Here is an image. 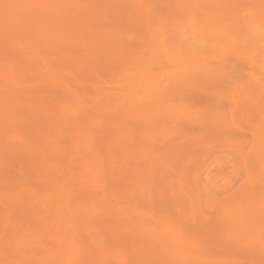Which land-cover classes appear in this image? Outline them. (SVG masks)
<instances>
[{"label":"rangeland","instance_id":"obj_1","mask_svg":"<svg viewBox=\"0 0 264 264\" xmlns=\"http://www.w3.org/2000/svg\"><path fill=\"white\" fill-rule=\"evenodd\" d=\"M15 1L21 6L11 1L5 4H16L22 11L26 4L31 8L32 4L39 2ZM41 1L39 3L43 5L46 0ZM45 4L50 10L47 7L43 8V12L40 8H37L39 11L34 7L32 11L26 8L29 15L25 13L26 9L23 10L22 14L27 15L22 19L21 14V21L18 17L20 26L16 17L13 26L7 20L4 22L7 21L8 26L7 23L0 25V75L3 77L0 76V82L8 84L9 80L19 75V71L25 70L26 73L23 75L20 72L22 76L14 78L16 84H13L14 80L12 83V80L9 81L13 88L6 86L20 95L18 106H13L9 112L12 118H16L14 123L15 120L22 121L12 127L3 118L0 125L6 126V131L11 128L19 130L24 126V130L20 129L23 138L15 139H26L28 143L25 146L11 138L13 141H7L9 144L4 142L8 145L0 149V264H264V248L261 247L258 229L250 233L242 229H219L209 224L210 220L215 222L219 219L222 210H227L230 216H240L253 210L257 220L259 218L261 195L264 193V140L261 136L264 125V0H50ZM96 4H103L105 11L100 12L104 20L100 18L102 21L98 19V22L93 14L99 8L102 11V7ZM4 5L3 15L6 18H13L16 12H20H14V7L7 9L14 12L11 15L12 12L7 11ZM94 5L98 9L95 10ZM89 6L94 8L89 9ZM91 9L94 12L92 15L87 13ZM43 13L48 14L46 20ZM39 16L44 18H39L42 21L40 25L43 20L45 22L42 29L37 24ZM2 17L1 20L6 19ZM77 17L81 19L79 22ZM28 21L33 26L35 24V28ZM90 21H93L92 24ZM66 26L68 37L63 32ZM5 28L7 31L4 34ZM162 32L166 37L161 39L165 40L171 54L177 58L184 57L186 64L193 62V66L198 68L189 67L192 72L189 78L186 75L183 80L175 79L178 71L174 67H177L167 62L169 59L162 53V48L154 52L155 46L152 48L145 44L148 40L150 44L153 42L151 36L152 39L157 36L159 39ZM7 34L10 35L8 41ZM114 34L120 38L116 39ZM58 36L63 37V42ZM103 36L106 39H102ZM111 37L115 38L112 42ZM94 40L97 46H93ZM104 40L110 45L106 46ZM39 41L47 50H41L40 46L43 55L37 49ZM16 42L22 46H17ZM131 42L136 43L135 47ZM35 43L38 47L33 49ZM104 43L106 47L102 45ZM18 47L22 50L26 47L24 51L28 50V55L20 52ZM135 48L139 49L138 53H135ZM33 50H39L40 54ZM217 51L221 52L219 57H216ZM44 53L51 57L47 58ZM142 53L146 54L143 56ZM150 53L154 55L150 57ZM32 54L33 59L30 57ZM39 55L46 57L39 59ZM136 55L140 56L141 62L144 58V62H140L142 67L137 64L140 60L137 61L139 58ZM154 56L158 57L155 59ZM147 57H150L149 61L152 59V63L147 61ZM201 67L202 71L199 70ZM213 67L218 71L215 70L216 75L212 74L217 91L220 93L223 90L228 97L230 95L228 101L221 102L225 105L218 114H214L217 110H213L215 106L211 100L214 92L206 87L208 91H205L202 87L205 78H210L207 74ZM142 68L147 70H138ZM50 75L63 83V88L58 86L59 90L55 86L54 95L52 82L51 89L49 85L48 88L43 85L46 82L50 84ZM201 76L206 77L202 80ZM28 85L25 89L24 86ZM66 86L69 88L66 89ZM3 93L6 94V89ZM62 93L68 97H63ZM218 96L221 99L225 94ZM35 97L44 101L45 105L30 103ZM104 97L107 100L102 101ZM146 100L151 101L148 103ZM180 101L186 104L181 107ZM158 103L162 107L175 104L171 107L178 106L175 108L181 112L175 114L177 117L174 119L173 115L163 114H172L173 111H166L167 106L163 110L160 105L158 108L154 106ZM63 105L72 107L76 112ZM147 105L149 108L145 107ZM152 105L155 110L146 112ZM133 109H136L135 113ZM224 111L227 114L230 111L232 116V126L228 130L222 127L226 115ZM60 112L66 113L64 117ZM39 116L44 120L49 118L47 121L51 122L45 135L32 129ZM112 118L118 120L116 125ZM131 118L135 122L132 123ZM75 122L80 126L77 132L72 126H76ZM126 122L128 124L124 125ZM2 126L0 139L12 135L4 134ZM158 129L159 132H156ZM73 136L77 138L73 140ZM11 141L13 145H10ZM69 144L72 148H67ZM2 154L5 156L2 157ZM46 158L52 166L50 162V166H46L43 162L47 161ZM97 175L100 178L95 182L93 178ZM136 180L141 187L135 186L139 185ZM132 186L134 190L130 189ZM175 228L181 229L182 241L188 240L197 247L191 250L179 247L178 241L171 240L175 236Z\"/></svg>","mask_w":264,"mask_h":264},{"label":"bare ground","instance_id":"obj_2","mask_svg":"<svg viewBox=\"0 0 264 264\" xmlns=\"http://www.w3.org/2000/svg\"><path fill=\"white\" fill-rule=\"evenodd\" d=\"M6 1H8V2L11 1V3H12V2H13V3H16V2H17V1H15V0H10V1H9V0H0V18H1L2 15H3V5L5 4ZM40 1H41V0H39V2H40ZM42 1H44V0H42ZM42 1H41V2H42ZM47 1H50V0H46V1H44V2H43V3H44L43 5H47V4H45V2L47 3ZM32 2H35V1H32ZM36 2H37V0H36ZM39 2H37V4H40ZM17 3H18V2H17ZM26 3H27V2H25V4H26ZM222 3H223V2H222ZM19 4H20V3H18V6H21V5H19ZM23 4H24V3H23ZM25 4H24V5H25ZM37 4H32V5H37ZM104 4H105V2H104ZM5 5H6V4H5ZM11 5H12V4H11ZM13 5H14V4H13ZM15 5H16V4H15ZM24 5H22V6H24ZM27 5H29V4H26V6H27ZM40 5H41V4H40ZM96 5H97V4H96ZM100 5H101V4H100ZM109 5H111V4H109ZM109 5H107V6H109ZM218 5H219V4H218ZM26 6H25V9H26V8L28 9L30 5H29L28 7H26ZM90 6H93V4L90 5ZM90 6H89V9H90V8L93 9L94 7H95V10L98 9V8H96L95 5H94V7H90ZM97 6H99V5H97ZM104 6H106V4H105ZM80 7H81V6H80ZM99 7H102V11L99 10V9H100V8H99V9L96 11V14H93L94 17L97 18V22H98V19H100V18L103 16V14H100V12L105 13V11H103V10H104V8H103V4H102V6H99ZM16 8H17V7H14L12 10H13L14 12H15L16 10H17V11L20 10V12H19V13L16 12V14H15V16H14V15H13L14 12H13L12 10H11L12 13H11L9 10H7V11H9V12L11 13V15H13V18H12V17H9L10 14L8 15L9 18H6L7 16L5 17V16L3 15L2 19H3V18H6V19H4V20H1V19H0V22H2V23H0V25H2L3 23L5 24V23H7V21H8V22H11V23H12L10 26H13V25H14L13 23L15 22V24H16V21H18V17H20L19 20L21 21V14H22V12L25 11V9H24V7H22V11H21V7H20V9H18L19 7H18L17 9H16ZM31 8L33 9V7H31ZM31 8H29L28 10H29V11H30V10L32 11ZM34 8H35V10L37 9V7H34ZM43 8H46V7H42V9L40 8L39 10H41V12H43V10H45V9H43ZM47 8L50 10V8L48 7V5H47ZM14 9H15V10H14ZM27 9H26L25 13L27 12L28 15H29V12L27 11ZM55 9H57V8H55ZM83 9H84V8H83ZM83 9H80V11L82 10V13H83ZM85 9H88V8H85ZM89 9H88V10H89ZM92 9H91V10H92ZM4 10H5V9H4ZM23 10H24V11H23ZM35 10H33V12H34ZM37 10H38V9H37ZM39 10H38V11H39ZM49 10H48V11H49ZM57 10H58V11H61L59 8H58ZM88 10H85V11H88ZM91 10H90V11H91ZM109 10H111V8H110ZM112 10H113V9H112ZM5 11H6V10H5ZM48 11H47V13H49ZM41 12H40V13H41ZM50 12H51V11H50ZM52 12H54V11H52ZM56 12H57V11L55 10V13H56ZM92 12H93V10H92L91 12L88 11L87 13H91V15H92ZM1 13H2V14H1ZM25 13H24V14H25ZM30 13H32V12H30ZM35 13H38V12L35 11ZM55 13H54V16H55ZM79 13H80V12H79ZM82 13H81V14H82ZM93 13H94V12H93ZM4 14H5V13H4ZM43 14H44V15H43ZM43 14H42V16H45V15H46L45 13H43ZM50 14H51V13H50ZM6 15H7V14H6ZM18 15H20V16H18ZM26 15H27V14H25V15L22 14V19H25L24 17H25ZM35 15H36V14H35ZM84 15H85V13H84ZM86 15H87V14H86ZM86 15H85V16H86ZM91 15H90V16H91ZM96 15H97V16H96ZM101 15H102V16H101ZM116 15H117V14H116ZM36 16H37V15H36ZM49 16H50V15H49ZM80 16H82V15H80ZM15 17H16L17 19H16ZM29 17H30V16H29ZM32 17H33V13H32ZM47 17H48V14L44 17L45 19L42 18V17H40V16L38 17V19H39V18H42V19L46 20ZM50 17H51V16H50ZM50 17H49V18H50ZM52 17H53V16H52ZM68 17L70 18L69 15H68ZM78 17H79V16H78ZM78 17H77V18H78ZM91 17H92V16H91ZM94 17H93V20H94ZM104 17H105V16H104ZM14 18L16 19V21H15V20L13 21ZM26 18H28V16H27ZM35 18H37V17H35ZM49 18H48V20H47V23L49 22ZM80 18H81V17H80ZM83 18H84V17H82V19H83ZM9 19H10V21H9ZM50 19H51V18H50ZM84 19H85V18H84ZM89 19H91V18L89 17ZM101 19H103V18H101ZM101 19H100V20H101ZM5 20H7V21L4 22ZM28 20H30V19H28ZM33 20H34V18H33ZM39 20H40V21H39ZM39 20H38V21H37V19L35 20V21H37V24H38V25H40V22H42L41 19H39ZM44 20H43V23H45ZM78 20H81V19L78 18V19H77V22H79ZM95 20H96V19H95ZM95 20H94V22H95ZM103 20H104V19H103ZM12 21H13V22H12ZM20 21H18L19 26L21 25V24H20ZM26 21H27V19H26ZM35 21H34V22H35ZM74 21H75V20H74ZM101 21H102V20H101ZM28 22H29V21H28ZM38 22H39V23H38ZM90 22H91V24H92L93 21H90ZM30 23H31V21L29 22V24H30ZM43 23H41V25H40L41 28H40V29H42V24H43ZM99 23H100V22H99ZM99 23H98V25H99ZM73 24H74V23H73ZM75 24H77V23H75ZM96 24H97V23H96ZM8 25H9V24L7 23V26H8ZM30 25L33 26V23H31ZM30 25H29V26H30ZM67 25H68V24H67ZM79 25H80V24H78V26H79ZM89 25H90V23H89ZM103 25H104V24H103ZM29 26H26V28L29 27ZM34 26H36V25L34 24ZM34 26H33V28H35ZM44 26H45V24H44ZM48 26H49V23H48ZM70 26H73V25H70ZM75 26H76V25H75ZM75 26H73V27H75ZM78 26H77V27H78ZM104 26H106V25H104ZM15 27H17V26L15 25ZM21 27H22V26H21ZM45 27H47V25H46ZM49 27H50V26H49ZM51 27H52V25H51ZM51 27H50V28H51ZM77 27H76V28H77ZM84 27H85V26H84ZM88 27H89V26H88ZM94 27H95V25H93V28H94ZM102 27H103V26H101V28H102ZM10 28H12V27H10ZM31 28H32V27H30L29 30H31ZM50 28H49V30H50ZM69 28H70V27H69ZM71 28H72V27H71ZM71 28H70V29H71ZM86 28H87V27H86ZM93 28H92V29H93ZM99 28H100V27H99ZM103 28H104V27H103ZM6 29H7V28H5V29L3 30V33H4V31H5ZM13 29H14V28H12L11 30H13ZM15 29H16V28H15ZM38 29H39V28H38ZM78 29H79V27H78ZM84 29H85V28H84ZM90 29H91V28H90ZM119 29H120V28H119ZM32 30H34V29H32ZM43 30H44V28H43ZM46 30H47V28H46ZM88 30H89V29H88ZM98 30H99V29H98ZM98 30H97V32L99 33ZM6 31H7V30H6ZM6 31H5V32H6ZM16 31H17V30H16ZM47 31H48V30H47ZM75 31H76V30H75ZM89 31H90V30H89ZM94 31H95V30H94ZM100 31L102 32V30H100ZM9 32H10V31H8V33H9ZM30 32H31V31H30ZM63 32H64L65 34H67V26L65 27V30H63ZM68 32H69V31H68ZM73 32H74V29H73ZM84 32H85V30H84ZM92 32H93V30H92ZM44 33H45V32H44ZM69 33H70V32H69ZM74 33H75V32H74ZM86 33H87V32H86ZM103 33H105V32H102V34H103ZM163 33H164V32L160 33L161 37H160L159 39H158V36H157V37L153 36V37H155V39H154V38L152 39V36L150 37L151 40H153V42L151 41L152 46H151L149 40L146 41V42L144 41L145 44H148V45H149L150 47H152V48H154V46H155L156 49L153 50L154 52H155L158 48H162V51H163L162 53H165V57H167V59H169L168 61H167V60H166V61L172 63L173 65H175V66L177 67V68L174 67V69H176V70L178 71V72H176V70H175V72H176V77H178V78L175 77V79H180V78H181V79L183 80L184 77H185L186 75H187L186 78H189L188 75H191V73H192L189 67L192 66L191 68L194 67V69H195L196 67L193 66L194 63H193V62H189L188 64H186L187 62H185V61L183 60L184 57H182V58H177L176 55H172V54H171L172 52H170V49H167L168 46H166V42H165V40H164V39H161V38L166 37V36H164L165 34L163 35ZM4 34H5V33H4ZM37 34H38V33H37ZM41 34H42V32H41ZM62 34H63V33L61 32V35H60V34H59V35L62 36ZM65 34H64V37H65ZM75 34H76V33H75ZM83 34H84V33H83ZM96 34H97V33H96ZM96 34H95V35H96ZM102 34H101V35H102ZM13 35H15V33H14ZM46 35H48V34L46 33ZM68 35H69V34H67V37H68ZM71 35H72V34H71ZM71 35H70V37H71ZM95 35H93V36H95ZM117 35H118V32H117ZM117 35L114 34L115 38H116ZM120 35H121V34H119V36H120ZM160 35H159V36H160ZM0 36H1V35H0ZM6 36H7L8 38L10 37L9 34H7ZM6 36L4 35V37H3L4 40L7 39ZM15 36H16V35H15ZM35 36H36V35H35ZM35 36H34V37H35ZM42 36H43V35H42ZM60 36H58L57 38H59L60 41L63 42V40H61V38H63V37L60 38ZM73 36H74V35H73ZM75 36H76V35H75ZM93 36H92V37H93ZM96 36H97V35H96ZM108 36H109V35H108ZM108 36H107V37H108ZM121 36H122V35H121ZM162 36H163V37H162ZM5 37H6V38H5ZM12 37H13V36H11V40L14 41V39H12ZM46 37H47V36H46ZM48 37H49V36H48ZM48 37H47V38H48ZM52 37H53V36H52ZM67 37H66V38H67ZM99 37H100V36H99ZM112 37H113V36H112ZM112 37H111V42L115 39V38L112 39ZM3 38H2V39H3ZM16 38H17V37H16ZM41 38H42V37H41ZM55 38H56V37H55ZM55 38H53V39H55ZM73 38H74V37H73ZM73 38H72V39H73ZM75 38H76V37H75ZM94 38H95V37H94ZM94 38H93V39H94ZM101 38L103 39V38H105V37L103 36V37H101ZM101 38H100V39H101ZM108 38H109V37H108ZM117 38H120V37H117ZM117 38H116V39H117ZM150 38H149V39H150ZM23 39H24V38H23ZM51 39H52V38H51ZM87 39H88V38H87ZM105 39H106V38H105ZM156 39H157V40H156ZM165 39H166V38H165ZM8 40H10V38L7 39L6 41H8ZM15 40H16V39H15ZM36 40H37V39H36ZM36 40H35V42L37 43L38 41H36ZM42 40H43V39H42ZM47 40H48V39H47ZM47 40H46V41H47ZM49 40H50V39H49ZM67 40H69V39H67ZM96 40L99 41L97 38H96ZM154 40H155V41H154ZM161 40H162L164 43H163ZM26 41H27V40H26ZM50 41H51V40H50ZM58 41H59V40H58ZM60 41H59V42H60ZM64 41H66V40H64ZM69 41H70V40H69ZM69 41H68V43H69ZM104 41H105V43L107 44V43L110 41V39H109L108 42H106V40H104ZM115 41H116V40H115ZM115 41H114V42H115ZM1 42H2V40H1ZM14 42H15V41H14ZM40 42H41V41H39L38 44H40ZM53 42H54V41L52 40V43H53ZM82 42H83V41H82ZM101 42H102V41H101ZM114 42H113V43H114ZM120 42H124V40H122V41L120 40ZM144 42H143V43H144ZM147 42H148V43H147ZM4 43H5V41H4ZM16 43H17V42H16ZM18 43H19V42H18ZM18 43H17V46L19 45ZM28 43H29V42H28ZM36 43H35V44H36ZM90 43H91V42H90ZM90 43H89V44H90ZM92 43H93V41H92ZM92 43H91V46H92ZM98 43H100V41H99ZM98 43H97V44H98ZM102 43H103V42H102ZM105 43L102 44V45H104V47L110 45V44H107V45L105 46ZM109 43H110V42H109ZM131 43H133V42H131ZM131 43H130V45H131ZM7 44H9V43H7ZM14 44H15V43H14ZM33 44H34V43H33ZM38 44H36V47H34L33 49L37 48V47H38V46H37ZM45 44H46V43H45ZM45 44H44V45H45ZM47 44H48V42H47ZM47 44H46V45H47ZM77 44H78V43H77ZM83 44H84V42H83ZM94 44H95V40H94L93 46H97V45H94ZM119 44H120V43H119ZM133 44H134L133 46L135 47L136 43L134 42ZM145 44H144V46L146 47ZM159 44H160V45H159ZM163 44H164V45H163ZM181 44H182V43H181ZM10 45H11V44H10ZM24 45H26V44H24ZM28 45H29V44H28ZM28 45H27V46H28ZM51 45H52V44H51ZM56 45H57V44H56ZM86 45H87V44H86ZM111 45H112V44H111ZM148 45H147V46H148ZM158 45H159V47H158ZM19 46H22V45H19ZM40 46H41V50H42V48H44V46L42 47L41 44L39 45V48H37V49L40 50ZM48 46L51 47L50 45H48ZM48 46H47V47H48ZM75 46H76V45H75ZM87 46H88V45H87ZM89 46H90V45H89ZM112 46H113V45H112ZM131 46H132V45H131ZM137 46H138V45H137ZM140 46H141V45H140ZM102 47H103V46H102ZM9 48H10V47H9ZM18 48L21 49L20 47H18ZM24 48H26V47H23V50L21 49L20 52L24 51V50H25ZM85 48H86V47H85ZM88 48H89V47H88ZM107 48H108V47H107ZM138 48L141 50L142 46H141V48H140V47H138ZM214 48L216 49V47H214ZM223 48H224V47H223ZM12 49H16V48H12ZM37 49H36V50H37ZM45 49H46V47L44 48L43 51H47V50H45ZM68 49H69V48H68ZM79 49H80V48H79ZM97 49H98V48H97ZM135 49H136V48H135ZM139 49H136V52H135V53H138V52H139V51H138ZM149 49H150V48H149ZM29 50H30V49H29ZM39 50H38V51H39ZM41 50H40L39 52H41ZM48 50H49V49H48ZM89 50H90V49H89ZM160 50H161V49H158V51H160ZM168 50H169V51H168ZM218 50H220V48H219ZM14 51H16V50H14ZM18 51H19V50H18ZM34 51H35V50H33V52H34ZM38 51H37V52H38ZM43 51L41 52L42 55H43ZM71 51H72V50H71ZM103 51H105V50H103ZM137 51H138V52H137ZM142 51H143V48H142ZM153 51H152V53H153ZM220 51H221V50H220ZM223 51H224V50H222L221 52H223ZM16 52H17V51H16ZM24 52H26V54H27V52L29 53L28 50H27V51H24ZM31 52H32V51H31ZM33 52H32V53H33ZM35 52H36V51H35ZM37 52H36V53H37ZM39 52H38V54H40ZM49 52H51V51H49ZM89 52H90V51H89ZM132 52H133V51H132ZM217 52H218V51H217ZM217 52H216V54H217L218 56H217L216 54H215V55H216V57H219V54H220L221 52H218V53H217ZM17 53H18V52H17ZM68 53H69V52H68ZM105 53H106V52H105ZM105 53H104V54H105ZM152 53H150V55H151ZM174 53H177V54H178V52H174ZM20 54H21V53H20ZM97 54H98V53H97ZM126 54H127V52H126ZM132 54H133V53H132ZM132 54H131V56H132ZM145 54H146V53H144V55H145ZM15 55H16V54H15ZM15 55H14V56H15ZM27 55H28V54H27ZM32 55H33V54H32ZM44 55H46V54L44 53ZM48 55H49V54H47L46 56H48ZM55 55H56V54H55ZM84 55H85V54H84ZM87 55H88V53H87ZM108 55H109V54H108ZM120 55H121V54H120ZM127 55H128V54H127ZM142 55H143V53H142ZM144 55H143V56H144ZM153 55H154V54H153ZM153 55H151L150 57H152ZM155 55H156V54H155ZM163 55H164V54H163ZM21 56H22V54H21ZM21 56H20V58H21ZM37 56H38V55H37ZM46 56H42V57H46ZM70 56H71V55H70ZM93 56H95V55L93 54ZM101 56H102V55H101ZM104 56H105V55H104ZM136 56L138 57V55H136ZM212 56H213V55H212ZM16 57H18V56H16ZM16 57H15V58H16ZM30 57L32 58V57H34V55H33V56H30ZM30 57H29V58H30ZM39 57H40V58H39ZM39 57H38L39 59L42 58L40 55H39ZM49 57H51V56H48L47 58H49ZM56 57H57V56H56ZM82 57H83V56H82ZM106 57H108V56H106ZM139 57H140V56H139ZM139 57H138V58H139ZM150 57H147V59H148L147 61H148L149 63H152V59L149 61V58H150ZM156 57H158V56H154L153 58L156 59ZM175 57H176L177 59H176ZM193 57H194V56H193ZM213 57H214V56H213ZM216 57H215V58H216ZM15 58H14V59H15ZM31 58H30V59H31ZM36 58H37V57H36ZM57 58H58V57H57ZM72 58H73V57H72ZM133 58H134V57H133ZM133 58H132V59H133ZM9 59H10V58H9ZM18 59H19V58H18ZM32 59H33V58H32ZM84 59H85V58H84ZM128 59H129V58H128ZM136 59H137V58H136ZM16 60H17V59H16ZM21 60H22V59H21ZM34 60H35V59H34ZM43 60H45V59L43 58ZM53 60H54V59H53ZM79 60H80V58H79ZM115 60H116V59H115ZM130 60H131V59H130ZM134 60H135V59H134ZM138 60H140V61H139L137 64H140V65H141L140 67H142V64H141V63L144 62V58H143L142 62H141V59H140V58L137 59V61H138ZM182 60H183L184 62H181ZM11 61L13 62V60H11ZM41 61H42V60H41ZM55 61H56V60H55ZM95 61H96V60H95ZM111 61H112V60H111ZM128 61H129V60H128ZM145 61H146V60H145ZM25 62H26V60H25ZM35 62H36V60H35ZM38 62H39V60H38ZM38 62H37V64H38ZM68 62H69V61H68ZM74 62H75V61H74ZM116 62H117V61H116ZM120 62H121V61H120ZM140 62H141V63H140ZM31 63H32V62H31ZM40 63H41V62H40ZM40 63H39V64H40ZM77 63H78V62H77ZM79 63L81 64V62H79ZM87 63H88V62H87ZM92 63H93V61H92ZM125 63H126V61H125ZM34 64H36V63H34ZM52 64H53V63H52ZM67 64H68V63H67ZM74 64H75V63H74ZM118 64H119V63H118ZM120 64H121V63H120ZM127 64H128V63H127ZM172 64H171V65H172ZM190 64H191V65H190ZM24 65H25V64H24ZM48 65H49V64H48ZM48 65H47V67H49ZM54 65H55V64H53V66H54ZM84 65H85V64H84ZM90 65H91V64H90ZM108 65H109V64H108ZM124 65H125V64H124ZM5 66H6V65H5ZM21 66H22V65H21ZM21 66H20V68H21ZM25 66H26V65H25ZM28 66H29V65H28ZM71 66H72V65H71ZM75 66H76V65H75ZM86 66H87V65H86ZM130 66L132 67V65H130ZM136 66H137V65H136ZM138 66H139V65H138ZM143 66H144V65H143ZM2 67H3V66H2ZM10 67H11V66H10ZM14 67H15V66H14ZM18 67H19V65H18ZM18 67L16 66V68H18ZM39 67H42V66H39ZM60 67H61V66H60ZM123 67H124V66H123ZM123 67H122V68H123ZM125 67H126V66H125ZM133 67H134V66H133ZM140 67H139V68H140ZM145 67H146V66H145ZM16 68H15V69H16ZM50 68L52 69V67H49V69H50ZM55 68H56V67H55ZM87 68H88V67H87ZM99 68H100V67H99ZM126 68H127V67H126ZM146 68H147V67H146ZM146 68H145V69L142 68V69H138V70H147ZM213 68H214V69H213ZM213 68H212V69L210 68V69H209V70H210V74H209V75L207 74V76H210V78H209L208 80H207L208 77L205 78V81H204V82H205V85H204V86L201 85V86L204 87V89H205V87H206L207 89H209V90L211 91V93H212V91L214 92V93H212V94H213V98H212L211 100H212V104L215 106V109H213V110H217V111H214V114H218V113H220V111L222 112V109L224 108L223 106L225 105V104L223 105V103H221V102H224V100H227V101H228V98H230V95H229V97H228V95H227L226 93H224L223 90H221L220 93L225 94V96H224L225 98H224V97H221V96H220L221 99L219 98L218 95H220V93L217 91V88H216L217 86L215 85V82H216V81L214 80L215 78H213V76H212V74H213V75H216L215 73H216V72L218 73V71L216 70L215 67H213ZM224 68H225V67H224ZM4 69H5V68H4ZM4 69H3V70H4ZM24 69H25V68H24ZM41 69H42V68H41ZM41 69H39V70H41ZM58 69H59V68H58ZM60 69H61V68H60ZM85 69H86V67H85ZM102 69H103V67H102ZM106 69H107V68H106ZM116 69H117V68H116ZM116 69H115V70H116ZM124 69H125V68H124ZM127 69H128V68H127ZM133 69H134V68H133ZM196 69H198V68H196ZM202 69H203V68L201 67V69H199V70L202 71ZM12 70H13V66H12ZM17 70H18V69H17ZM46 70H47V69H45V71H46ZM79 70H80V69H79ZM88 70H89V69H88ZM97 70H98V69H97ZM119 70H120V69H119ZM130 70H131V69H130ZM199 70H198V71H199ZM204 70H207V69H204ZM215 70H216V72H215ZM24 71H25V70H23V71H19V75H20V77L22 76L23 73H25ZM42 71H43V70H42ZM93 71H96V70H93ZM127 71H128V70H127ZM195 71H197V70H195ZM9 72H10V70H9ZM16 72H18V71H16ZM16 72L14 71V73H16ZM20 72H21L22 74H21ZM52 72H53V70H52ZM132 72H133V70H132ZM206 72H209V71H206ZM224 72H226V70H224ZM11 73H12V72H10L9 74L11 75ZM49 73H50V72H49ZM125 73H126V72H125ZM129 73H130V72H129ZM136 73H138V72L136 71ZM136 73H134V74H136ZM177 73H179V74H177ZM17 74H18V73H17ZM17 74H15V75H17ZM25 74H26V73H25ZM139 74H140V73H139ZM147 74H148V73H147ZM200 74H201V73H200ZM202 74H203V73H202ZM226 74H227V72H226ZM3 75H4V74H3ZM7 75H8V74H7ZM19 75H18V76H19ZM23 75H24V74H23ZM41 75H42V74H41ZM48 75H49V74H48ZM137 75H138V74H137ZM177 75H178V76H177ZM0 76H1V75H0ZM5 76H6V75H5ZM11 76L14 77V74H12ZM18 76H15V77H18ZM45 76H46V75H45ZM53 76H54V75H52V78H53V79L51 78V75H50V78H51L54 82L50 79V84H47V82H46V83H43V85L46 84V85H45L46 87L49 85V86H50L49 89H51V88H52V87H51V82H52V86H53V85H54V86H53V89H51V90H52V93H53V95H54V93H56V92H53V91H56V87H57V89L59 90V89H60L59 87L62 86L63 83L61 84V82H58V81H61V80H60L59 78H56V79H55V76H54V77H53ZM57 76H58V75H57ZM130 76H132V74H131ZM135 76H136V75H135ZM149 76H150V72H149ZM15 77H14V78H15ZM201 77H203V76H201ZM204 77H206V76H204ZM204 77H203V79H202V78H201V79L204 80ZM214 77H215V76H214ZM1 78H3V77L1 76ZM14 78L11 79L12 81L9 80V78H8L7 80L11 81V83H12L13 80H14L13 84H16V82H15V79H16V78H15V79H14ZM48 78H49V76L47 77V80H49ZM60 78H61V77H60ZM75 78H77V77H75ZM75 78H74V79H75ZM134 78H135V77H134ZM193 78H194V76H193ZM199 78H200V77H199ZM77 79H78V78H77ZM190 79H192V78H190ZM1 80H2V79H1ZM5 80H6V78H5ZM7 80H6V81H7ZM75 80H76V79H75ZM135 80L140 81L139 79H135ZM141 80H143V79H141ZM147 80H148V79H147ZM2 81H3V80H2ZM9 81H8V84H6L5 81H4V84H6V85H4L2 82H0V83H2V84H0V87L2 88V89L0 88V89H1V90H0V93H1V95H0V113H1V115H0V119H1V120H4L3 118H5V119L7 120V122L9 121L10 123H12V124L9 123L8 125H9V126L11 125V126L13 127V126H15V124H17L16 122H18V121L15 120V123H14V119H16V118H15V117L12 118V117L10 116V115H11V114H10L11 111L9 112V110H11V108H12L13 106L15 107V105H17V104L19 103V99H20L19 97H20V95H19L18 92H13L12 90H11L12 92L10 91V89L13 88V86H12V84H11ZM45 81H46V78H45ZM62 81H63V79H62ZM65 81H66V80H65ZM72 81L74 82L73 79H72ZM72 81H71V82H72ZM148 81H149V80H148ZM179 81H180V80H179ZM39 82H41V84H42V81H41V80H40ZM69 82H70V81H69ZM77 82H78V81H76V83H77ZM9 83H10V84H9ZM202 83H203V82H202ZM36 84H37V83H36ZM39 84H40V83H39ZM65 84H68V83H65ZM69 84H70V83H69ZM69 84H68V85H69ZM7 85H8L9 88H10L11 86H12V87H11L10 89L7 87V88L9 89V90H8V89L6 88ZM33 85H34V84H33ZM174 85H177V84H174ZM217 85H218V84H217ZM3 86H4V88L6 89V94H7V92H8L7 95L3 93V91L5 92V89L3 88ZM14 86H15V85H14ZM55 86H56V87H55ZM58 86H59V87H58ZM64 86H65V85H64ZM17 87L19 88V86H17ZM24 87H25V89H26V88L29 87V85H28L27 87H26V86H24ZM33 87H35V85H34ZM38 87H39V86H38ZM54 87H55V88H54ZM66 87H67L66 89L69 88V86H66ZM211 87H212V88H211ZM20 88H22V87H20ZM20 88H19V89H20ZM44 88H45V87H44ZM47 88H48V87H47ZM62 88H63V86H62ZM175 88H176V87H175ZM200 88H201V87H200ZM219 88H220V86H219ZM238 88H239V87H238ZM25 89H24V90H25ZM41 89H43V88L41 87ZM64 89H65V88H64ZM71 89H72V87H70V90H71ZM131 89H133V88H131ZM201 89H202V88H201ZM204 89H203V90H204ZM207 89H205V91H208ZM221 89H222V88H221ZM7 90H8V91H7ZM21 90H22V89H21ZM46 90H48V89H46ZM46 90H44V91H46ZM76 90H78V89H76ZM174 90H175V89H174ZM176 90H177V89H176ZM199 90H200V89H199ZM218 90H219V89H218ZM22 91H23V90H22ZM65 91H66V90H65ZM73 91H74V90H73ZM78 91H80V90H78ZM188 91H189V90H188ZM201 91H202V90H201ZM222 91H223V92H222ZM23 92H24V91H23ZM25 92H26V91H25ZM62 92H63V90H62ZM134 92H135V91H134ZM20 93H21V92H20ZM50 93H51V91H50ZM50 93H49V94H50ZM60 93H61V92H60ZM180 93H181V92H180ZM182 93H183V91H182ZM27 94H29V93H27ZM44 94H45V93H44ZM66 94H67V92H66ZM75 94H76V93H75ZM75 94H74V95H75ZM206 94H209V93H206ZM206 94H204V95H206ZM21 95H22V94H21ZM25 95H26V94L24 93V96H25ZM41 95H42V94H41ZM61 95H64L63 97H68L67 95L65 96L64 93H62ZM68 95H69V94H68ZM201 95H203L202 92H201ZM234 95H235V94H233L232 96H234ZM42 96H43V95H42ZM210 96H212V95H210ZM232 96H231V97H232ZM31 97H33V96H31ZM40 97H41V96H40ZM63 97H62V98H63ZM69 97H70V96H69ZM29 98H30V97H29ZM62 98H60V99H62ZM76 98H78V97H76ZM107 98H109V97H107ZM223 98H224V99H223ZM226 98H227V99H226ZM235 98H236V97H235ZM24 99H25V98H24ZM46 99H47V98H46ZM49 99H50V98H49ZM56 99H57V98H56ZM58 99H59V98H58ZM80 99L82 100V98H80ZM141 99H142V98H141ZM222 99H223V100H222ZM54 100H55V99H54ZM78 100H79V99H78ZM105 100H107V99H105V97H104L102 101H105ZM138 100H139V99H138ZM155 100H156V99H155ZM209 100H210V99H209ZM221 100H222V101H221ZM102 101L99 102V104H98V103H97V104L100 106V103H102ZM112 101H113V100H112ZM141 101H142V100H141ZM141 101H140V102H141ZM150 101H151V100H150ZM150 101L148 102V101L146 100V102H148V103H150ZM183 101L185 102L186 100L183 99ZM227 101H225V102H227ZM24 102H25V101H24ZM43 102H44V101H38V99L35 97V99L32 100V102H30V103H33V104H36V103L39 104V103H41V104H43ZM51 102H52V101H51ZM109 102H110V101H109ZM142 102H143V101H142ZM181 102H182V101H180V103H181ZM186 102H187V101H186ZM210 102H211V101H210ZM22 103H23V101H22ZM66 103H67V102H66ZM103 103H104V102H103ZM111 103H112V102H111ZM119 103H120V102H119ZM143 103H145V102H143ZM152 103H153V102H152ZM180 103H178V104H180ZM51 104H52V103H51ZM156 104H157V103H156ZM168 104H169V103H168ZM182 104L185 105L186 103H181V107L183 106ZM30 105H31V104H30ZM39 105H40V104H39ZM43 105H45V104H43ZM43 105H42V107H43ZM106 105H107V104H106ZM112 105H113V104H112ZM142 105H143V104H142ZM150 105H151V104H149V106H150ZM159 105H160V103H158V106H156V105L154 104V106H155L156 108H158ZM173 105H175V104H173ZM173 105L169 104L170 107L167 106V104L164 105L163 107L160 105V106L162 107V108L160 107L162 110H163V108H165V107L167 106V107H166V108H167L166 111H169V110H170V112H171V111L175 112V113L172 112V114H169V112H166V113H163V114H167V113H168V115H173V116H174L175 114H178L179 109H178V108H175V107H178V106H174V107H173L174 109H173V108L171 107V106H173ZM176 105H177V104H176ZM187 105H188V104H187ZM17 106H18V105H17ZM26 106H27V105H26ZM52 106H53V105H52ZM63 106H64V105H63ZM65 106L67 107L68 105H65ZM65 106H64V107H65ZM99 106H98V107H99ZM103 106H105V105H103ZM115 106H116V105H115ZM149 106L147 105V106H145V107H146V108H149ZM154 106L152 105V107H150L151 109H148V110H147L145 107H144L143 109H144V110L146 109V112H147V111H150V110H151V112H153V109L155 110V108H153ZM199 106H200V105H199ZM199 106H198V107H199ZM219 106H220V107H219ZM21 107H22V106H21ZM34 107H35V106H34ZM42 107H41V108H42ZM66 107H65V108H66ZM101 107H102V106H101ZM212 107H213V106H212ZM216 107H217V108H216ZM225 107H226V109H227V106H225ZM38 108H39V107H38ZM48 108H49V106L47 107V109H48ZM141 108H142V107H141ZM166 108H165V109H166ZM168 108H169V109H168ZM179 108H180V106H179ZM184 108H185V107H184ZM186 108H187V107H186ZM196 108H197V107H196ZM18 109H20V108H18ZM36 109H37V108H36ZM47 109H45V110L47 111ZM60 109H61V108H60ZM62 109H64V108H62ZM68 109H72V107L69 108V106H68ZM109 109H110V108H109ZM136 109H137V108H136ZM136 109H133L132 111L134 112V110H135V112H136ZM143 109H142L141 111H144ZM188 109H189V108H188ZM200 109H201V108H199V112L201 111ZM206 109H208V107H206ZM218 109H219V111H218ZM56 110H58V109H56ZM138 110H140V108H138L137 111H138ZM156 110H157V109H156ZM177 110H178V111H177ZM181 110H182V109H181ZM18 111H19V110H18ZM26 111L29 112L27 109H26ZM49 111H50V110H49ZM66 111H67V110H66ZM116 111H117V109H116ZM132 111H131V112H132ZM185 111H186V109H185ZM189 111H190V109H189ZM209 111H211V109H210ZM22 112H25V111H22ZM62 112H63V111H62ZM64 112H65V111H64ZM72 112L75 113L76 110L72 109ZM114 112H115V111L112 112V116H113V113H114ZM133 112H132V116L134 115V117H135V114H133ZM135 112H134V113H135ZM146 112H145V115H146V118H147V114H146ZM155 112H160V110H159V111H155ZM155 112H154V113H155ZM163 112H164V111H163ZM176 112H177V113H176ZM180 112H181V111H180ZM180 112H179V113H180ZM195 112H196V111H195ZM211 112H212V111H211ZM224 112H225V111H224ZM226 112H227V111H226ZM226 112H225V113H226ZM231 112H232V111H231ZM60 113H61V112H60ZM110 113H111V112H110ZM139 113H140V112H139ZM143 113H144V112H143ZM148 113H150V112H148ZM184 113H185V112H184ZM188 113H189V112H188ZM197 113H198V108H197ZM212 113H213V112H212ZM22 114H23V113H22ZM46 114H47V113H46ZM46 114H45V115H46ZM58 114H59V113H58ZM61 114H62V116H63L64 113H61ZM61 114H59V115H61ZM65 114H66V113H65ZM65 114H64V115H65ZM141 114H142V113H141ZM141 114H140V116H141ZM152 114H153V113H152ZM182 114H183V112H182ZM182 114H179V115H182ZM185 114H186V113H185ZM185 114L183 115L184 117H185ZM190 114H191V113H190ZM201 114H202V112H201ZM201 114H200V115H201ZM229 114H230V111H229L228 114L226 113L225 117L223 118V120H224V121H223L224 124H223V125L221 124L222 127H223V128H226L227 130H228V128H230V127L232 126V125H231V117H232V116H231V114H230V115H229ZM38 115H41V114H38ZM76 115H77V114H76ZM78 115H79V114H78ZM114 115H117V116H118L119 113H118V114L115 113ZM136 115H137V114H136ZM186 115H187V114H186ZM193 115H194V114H193ZM14 116H15V115H14ZM23 116H25V114H24ZM36 116H37V115H36ZM74 116H75V115H74ZM106 116H108V115H106ZM117 116H116V117H117ZM137 116H139V114H138ZM142 116H143V114H142ZM173 116H171V118H172ZM31 117H33V116H31ZM43 117H44V115H43ZM43 117H40V116H39V117L35 120L34 124H32V129L38 130L39 133H41V135H42V134H44V135L47 134V131H48L47 128L51 125V122H50V121H47L49 118L46 119V120H44ZM58 117H59V116H58ZM63 117H64V116H63ZM75 117H77V116H75ZM75 117H74V120H75ZM119 117H120V116H119ZM175 117H177V116H174L173 118L175 119ZM201 117H202V116H201ZM23 118H25V117H23ZM35 118H36V117H35ZM60 118H62V117L60 116ZM108 118H109V117H108ZM123 118H124V117H123ZM132 118H133V117H132ZM132 118H131V119H132ZM188 118H189V117H188ZM192 118H193V117H192ZM194 118H195V117H194ZM26 119H27V117H26ZM29 119H30V118H29ZM106 119H107V118H106ZM112 119H113V118H112ZM115 119H116V118H114L113 121H114V123H115V125H116V121H118V120L115 121ZM117 119H118V117H117ZM133 119H135V118H133ZM133 119H132V123L135 122ZM140 119H141V118H140ZM142 119H144V118L142 117ZM202 119H203V118H202ZM6 120H5V122H6ZM30 120H32V119H30ZM30 120H27V121L30 122ZM77 120H78V119H77ZM109 120H110V118L108 119V121H109ZM171 120H172V119H171ZM21 121H22V120H21ZM21 121H20V122H21ZM75 121H76V120H75ZM81 121H82V120H81ZM81 121H80V122H81ZM103 121H105V120H103ZM122 121H124V120H122ZM122 121H121V122H122ZM221 121H222V120H221ZM0 122H2V121H0ZM20 122H18V123H20ZM24 122H25V121H24ZM101 122H102V121H101ZM158 122H159V121H158ZM48 123H49V124H48ZM77 123L79 124L78 121H77ZM77 123L75 122L76 126H75V125H72L73 127L76 128V132L80 129V128H79L80 126H79V125L77 126ZM111 123H112V120H111ZM119 123H120V122H119ZM154 123H155V122H154ZM217 123H218V122H217ZM217 123H216V124H217ZM0 124H1V123H0ZM24 124H26V123H24ZM24 124H23V125H24ZM29 124H30V123H29ZM101 124H102V123H101ZM117 124H118V122H117ZM126 124H128V123L126 122L124 125H126ZM134 124H135V123H134ZM155 124H156V123H155ZM219 124H220V122L218 123V125H219ZM20 125H21V124H20ZM26 125H28V124H26ZM103 125H105V123H103ZM124 125H123V126H124ZM132 125H133V124H132ZM151 125H152V124H151ZM0 126H2V125H0ZM30 126H31V125H29V127H30ZM107 126H108V125H107ZM111 126L113 127L114 125L111 124ZM119 126H120V125H119ZM135 126H136V125H135ZM154 126H155V125H154ZM157 126H158V124H157ZM159 126L162 127L160 124H159ZM15 127H16V126H15ZM81 127H82V125H81ZM101 127H102V126H101ZM105 127H106V126H105ZM112 127H111V128H112ZM114 127H115V126H114ZM117 127H118V126H116V128H117ZM131 127H132V126H131ZM160 127H159V129H160ZM222 127H221V130H222ZM55 128H57V126H56ZM55 128H54V129H55ZM103 128H104V127H103ZM107 128H108V127H107ZM124 128H125V127H124ZM148 128H150V127H148ZM155 128H156V127H155ZM11 129H12V130H9V129H8V130L6 131V126H4V125L2 126V131L5 132L4 134H8V133L10 134V133H12V135H10L9 137H7V138H5V139H4V138H1V139H0V149H1V147L3 148V147H5V145H8V144H9V142H7V141H10V140L13 141V139L18 138V137L23 138V134H20V133H21L22 130L25 129L24 126H22V127L20 128L21 131H20V129H19V130H16L17 128H16V129L11 128ZM26 129H27V128H26ZM109 129H110V128H109ZM118 129H119V128H118ZM156 129H157V128H156ZM159 129H158L156 132H159ZM231 129H232V128H231ZM110 130H111V129H110ZM148 130H149V129H148ZM154 130H155V129H154ZM154 130H152V131H154ZM224 130H225V129H224ZM18 131H19V132H18ZM72 131H74V130L72 129ZM72 131H71V133H72ZM105 131H106V130H105ZM122 131H123V130H122ZM152 131H151V133H152ZM66 132H67V131H66ZM79 132H81V131H79ZM146 132H147V131H146ZM148 132H149V131H148ZM154 132H155V131H154ZM23 133H24V132H23ZM108 133H109V132H108ZM108 133H107V134H108ZM118 133H119V132H118ZM151 133H149V134L151 135ZM2 134H3V133H2ZM57 134H58V133H56V135H57ZM61 134H62V132H61ZM61 134H60V135H61ZM81 134H82V133H81ZM154 134H155V133H153V135H154ZM21 135H22V136H21ZM68 135H69V133H68ZM73 135H76V134H73ZM150 135H149V136H150ZM153 135H152V136H153ZM156 135H157V134H156ZM76 136L79 137L80 134H79V135L77 134ZM76 136H73L72 139H73V140L76 139V138H77ZM103 136H104V135H103ZM108 136H109V135H108ZM146 136H147V133H146ZM71 137H72V136H71ZM101 137H102V136H101ZM106 137H107V136H106ZM112 137H113V136H112ZM122 137H123V136H122ZM11 138H13V139H11ZM68 139H69V138H68ZM256 139H257V138H256ZM17 140H18V139H15V143H17V142H22V143L25 144V146H28V143H26V139H19L18 141H17ZM12 141H11L12 144H10V145H13V142H12ZM44 141H45V140H43V142H44ZM68 141H69V140H68ZM133 141L136 142L135 140H133ZM4 142H5V143L7 142L8 144H5ZM71 142H72V141H71ZM134 142H132V143H134ZM74 143H76V142H74ZM74 143H72V146H73ZM70 144H71V143H70ZM70 144L68 145L67 148H69V147L71 146ZM111 145H112V143H111ZM143 145H144V144H142V146H143ZM145 145H146V144H145ZM35 146H36V145H35ZM72 146H71V148H72ZM107 146H108V145H107ZM146 146H147V145H146ZM30 147H31V148H30ZM30 147H29V148L32 150V149L34 148V145H33V146H30ZM143 147L146 148L145 146H143ZM35 148H36V147H35ZM110 148H111V147H110ZM0 153H1V152H0ZM44 154H45V153H44ZM46 154H47V153H46ZM46 154H45V155H46ZM40 155H41V154H40ZM3 156H5V154H2V157H3ZM6 156H8V155H6ZM16 156H17V155H16ZM16 156H15L14 158H16ZM41 156H42V155H41ZM43 156H44V155H43ZM46 156H48V154H47ZM46 156H44V157H46ZM4 158H6V157H4ZM4 158H3V159H4ZM14 158H13V159H14ZM18 158H19V157H18ZM0 159H1V158H0ZM19 159H20V158H19ZM46 159H47V158H46ZM17 160H18V159H17ZM39 160H44V158H43V159L39 158ZM48 160H49V159H47V161H48ZM0 161H1V160H0ZM47 161H46V160L43 161V162H46V166H47V165L49 164V162H50V161H48V163H47ZM3 163H4V162H3ZM38 163H39V161H38ZM40 163H41V161H40ZM40 163H39V164H40ZM138 163H139V162H138ZM138 163H137V166L139 167L140 163H139V164H138ZM39 164H38V165H39ZM40 165H41V164H40ZM50 165L52 166L51 162H50ZM50 165H48V166H50ZM44 166H45V165H44ZM47 168H48V167H47ZM45 169H46V168H45ZM41 170H42V169H41ZM42 173H43V172H42ZM42 176H44V175H42ZM40 178H41V177H40ZM99 178H100V176L97 175V177L93 178V180H94L95 182H98V181H99ZM44 179H45V178H44ZM47 179H48V178H47ZM42 180H43V179H42ZM40 181H41V179H40ZM94 181H92V182H94ZM136 181L138 182V180H136ZM41 182H42V181H41ZM43 182H44V181H43ZM137 182H136V183H137ZM140 182H141V181H140ZM136 183H133V184H136ZM138 183H139V182H138ZM129 185H130V184H129ZM131 185H132V184H131ZM133 186H134V185H133ZM133 186H132L130 189H132ZM135 186H139V187H141V184L139 183V185L137 184V185H135ZM130 189H129V187H128V190H129V191H130ZM135 189H136V188H135ZM133 190H134V188H133ZM131 191H132V190H131ZM132 193H133V191L131 192V194H132ZM129 194H130V193H129ZM103 196L105 197L106 195H103ZM232 215H233V213H232ZM175 229H176V230L174 231L175 236H173V238H172L171 240H176V241H178L179 247H185V248H188V249H190V250H191V249H194V248L197 247L196 244L193 245V243L191 244L188 240L182 241V233H181V231H180L181 229H179V228H178V229L175 228ZM173 230H174V229H173ZM173 230L171 231V235H172ZM173 235H174V234H173ZM161 247H163V246H161Z\"/></svg>","mask_w":264,"mask_h":264},{"label":"snow or ice","instance_id":"obj_3","mask_svg":"<svg viewBox=\"0 0 264 264\" xmlns=\"http://www.w3.org/2000/svg\"><path fill=\"white\" fill-rule=\"evenodd\" d=\"M4 7L7 10L18 6L6 4ZM33 7L42 8L47 7V5H34ZM262 24H264V20H262ZM261 136L262 140H264V125L261 127ZM209 224H213L219 229H242L250 233H253L258 229L261 247L264 248V193L261 195L258 220L253 210H249L240 216H230L227 210H222V215L219 217V219L215 222L210 220Z\"/></svg>","mask_w":264,"mask_h":264}]
</instances>
